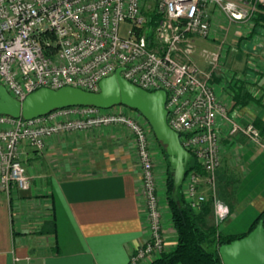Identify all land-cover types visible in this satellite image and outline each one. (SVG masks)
<instances>
[{
    "label": "built area",
    "instance_id": "2783aa9c",
    "mask_svg": "<svg viewBox=\"0 0 264 264\" xmlns=\"http://www.w3.org/2000/svg\"><path fill=\"white\" fill-rule=\"evenodd\" d=\"M260 6L264 0H0V84L19 100L42 88L97 92L101 80L122 68L131 83L165 91L168 123L205 173L191 172L184 180L187 199L196 208L206 201L203 187L215 193L226 125L231 137L243 136L261 149L264 141L253 122L242 121L222 103L213 79L219 53L202 51L214 66L202 71L194 61L195 39L210 37L213 11L248 23ZM218 73L230 75L225 67ZM110 110L73 107L30 121L0 116V190L10 195L13 188H30L23 143L42 152L57 134L128 128L140 158L149 231L128 264H144L166 250L153 137L147 124ZM214 206L219 223L229 211L218 200Z\"/></svg>",
    "mask_w": 264,
    "mask_h": 264
},
{
    "label": "crops",
    "instance_id": "0c3cea01",
    "mask_svg": "<svg viewBox=\"0 0 264 264\" xmlns=\"http://www.w3.org/2000/svg\"><path fill=\"white\" fill-rule=\"evenodd\" d=\"M219 98L242 121H264L261 106L234 108L224 91ZM221 142L217 185L228 191L218 197L229 214L219 230L240 236L264 211V149L243 136L231 137L227 128ZM21 152L30 188H13L10 195L0 190V264H128L149 238L142 170L130 130L115 125L57 134L44 151L23 143ZM166 209L161 203L169 250L176 234ZM53 218L56 235L41 234ZM215 219L214 206L210 222Z\"/></svg>",
    "mask_w": 264,
    "mask_h": 264
},
{
    "label": "water",
    "instance_id": "95a60500",
    "mask_svg": "<svg viewBox=\"0 0 264 264\" xmlns=\"http://www.w3.org/2000/svg\"><path fill=\"white\" fill-rule=\"evenodd\" d=\"M121 72L122 68L101 80L97 92L71 86L58 90L42 88L24 100L15 98L0 84V116L30 121L73 107L110 110L122 106L134 110L148 122L157 141L166 149L174 180L173 197L178 201V191L184 183L192 155L168 123L167 93L145 90L125 79ZM219 255L223 264H264V223L260 222L244 237L222 245Z\"/></svg>",
    "mask_w": 264,
    "mask_h": 264
},
{
    "label": "trees",
    "instance_id": "16d2710c",
    "mask_svg": "<svg viewBox=\"0 0 264 264\" xmlns=\"http://www.w3.org/2000/svg\"><path fill=\"white\" fill-rule=\"evenodd\" d=\"M254 19L257 25L264 27V6H260ZM238 77L233 76L229 81L234 108H243L253 104L264 108L263 96L247 88L246 81ZM216 81H219V78H216ZM253 123L260 130L264 139V121L255 119ZM158 144L169 165L166 196L171 225L176 234V244L173 248L163 251L159 256L152 259L149 264H223L219 255V248L247 234L225 236L220 232L219 224L215 225V223L210 222L214 202L219 200L217 194L210 189L208 190L211 192L209 197H206V201L199 204L196 208H193L187 199L184 183L179 188L178 201L175 200L173 197L174 180L170 171L169 158L165 147L159 142ZM191 155L192 158L187 165L186 178L191 172L204 175L203 169L198 165L193 154ZM205 188L207 187H203L206 191ZM260 222L264 223V211L255 220L249 232L256 228ZM43 228L41 234L56 235L57 226L55 218L45 223Z\"/></svg>",
    "mask_w": 264,
    "mask_h": 264
},
{
    "label": "rangeland",
    "instance_id": "374dc122",
    "mask_svg": "<svg viewBox=\"0 0 264 264\" xmlns=\"http://www.w3.org/2000/svg\"><path fill=\"white\" fill-rule=\"evenodd\" d=\"M212 14L213 20L211 23L210 37H208L207 39H195L197 48V52L194 55L195 63L202 71H211L214 66L210 65L206 60H204L201 57V53L203 50H208L210 53L218 52L219 57L216 63V67L218 69H216L215 72L218 73L219 68L225 67V69H228L230 73V75H228L227 77H221L219 73L218 75L214 73L213 79L214 84H216V87L218 88V93L224 91L226 94L231 96L229 81L233 78V76L236 77L238 74V78L244 79L246 81L247 88H249L250 90L252 89L254 92H258L260 96H263L264 100V27H262L261 25H257L255 19L251 20L248 23L232 22L223 12L219 10H216L215 12L213 11ZM216 78H219V81H216ZM222 103L227 107V109H232L228 104H225L224 102ZM109 113L130 114L139 122L145 125L147 124L146 129L148 130L150 136L153 137L151 141V153L153 158L154 174L158 182L160 203L167 206L168 201L166 196V182L169 173V165L162 153L161 147L158 144L152 128L141 114L126 107H115L110 110ZM226 128L228 129L229 127L226 125L225 129ZM217 177L218 172L216 173V179L218 180ZM208 190L209 189L207 188V191H205V195L207 198L211 193ZM227 191L228 190L226 188L218 189L217 185L215 194H217V196H220V194L225 195ZM168 213L166 212L167 216H169ZM163 217L165 218V214H162V218ZM165 220L166 219L163 220L164 225L166 223ZM214 223L215 225L218 224L216 219L214 220Z\"/></svg>",
    "mask_w": 264,
    "mask_h": 264
}]
</instances>
